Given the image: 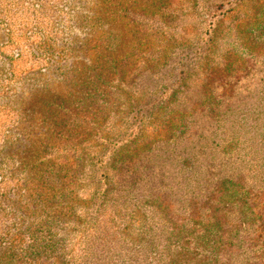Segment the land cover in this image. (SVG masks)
Listing matches in <instances>:
<instances>
[{
    "label": "rangeland",
    "instance_id": "374dc122",
    "mask_svg": "<svg viewBox=\"0 0 264 264\" xmlns=\"http://www.w3.org/2000/svg\"><path fill=\"white\" fill-rule=\"evenodd\" d=\"M0 264H264V0H0Z\"/></svg>",
    "mask_w": 264,
    "mask_h": 264
},
{
    "label": "trees",
    "instance_id": "16d2710c",
    "mask_svg": "<svg viewBox=\"0 0 264 264\" xmlns=\"http://www.w3.org/2000/svg\"><path fill=\"white\" fill-rule=\"evenodd\" d=\"M133 55H134V54H133ZM120 59H122V58H120ZM113 62H114V64L112 65V60H111V59H105L104 64H103V66H102V70H101L100 74L98 75V77H102V75H104L105 73L108 72V71L106 70V68H108L109 70H113L114 67H116V66L119 67V65H118L119 61L116 62L117 64L115 63L114 60H113ZM105 76H106V77H105L104 79H106L107 77H109V75L107 76V74H106ZM105 92H106V90H105ZM115 94H116V92H115ZM93 96H94V95H93ZM93 96H91V97H93ZM107 96H108V95H105L104 97L106 98ZM91 97H90V98H91ZM90 98H89V99H90ZM129 100H133V98H129ZM95 102H97V100H95L94 103H95ZM104 103H108V100H105ZM90 104H92V103H90ZM57 107L60 108L61 106H60V105H57ZM128 107H130V111H132V112H135V111H136V112L139 113L138 116L132 117L133 120H140V119H139V116H140V113H141L142 111H141V109L139 108V105H138V104H135V103H133V102H131V104H130ZM140 126H143V121L141 122ZM89 131H90V132H88V129H87L86 131L83 130V132H82L83 136H82V139H81V143L84 144L85 148H86V147H90L92 142H95V143H100V142L103 143V142H104L103 139H102L103 137H101L100 139H96L95 136H97V134H95V132H94L93 130H90V129H89ZM120 160L124 161L123 158L120 159ZM192 168H193V167H190V170H192ZM260 229H262V228H261V227L258 228V231H259Z\"/></svg>",
    "mask_w": 264,
    "mask_h": 264
}]
</instances>
